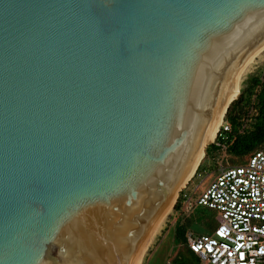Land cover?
I'll return each instance as SVG.
<instances>
[{"label": "water", "instance_id": "1", "mask_svg": "<svg viewBox=\"0 0 264 264\" xmlns=\"http://www.w3.org/2000/svg\"><path fill=\"white\" fill-rule=\"evenodd\" d=\"M263 40L264 0H0V264H135Z\"/></svg>", "mask_w": 264, "mask_h": 264}, {"label": "built area", "instance_id": "2", "mask_svg": "<svg viewBox=\"0 0 264 264\" xmlns=\"http://www.w3.org/2000/svg\"><path fill=\"white\" fill-rule=\"evenodd\" d=\"M230 132L226 120L218 136ZM195 203L215 213L212 230L186 236L201 264H264V147L221 169Z\"/></svg>", "mask_w": 264, "mask_h": 264}, {"label": "rangeland", "instance_id": "3", "mask_svg": "<svg viewBox=\"0 0 264 264\" xmlns=\"http://www.w3.org/2000/svg\"><path fill=\"white\" fill-rule=\"evenodd\" d=\"M251 78H257L259 81L264 79V55L257 60L250 72L243 78L240 94L243 90H248ZM258 90L259 87L254 86L251 91H246L242 103V119L246 126H249L252 116L256 113L253 106L256 104ZM226 119L225 117L224 121ZM209 145L205 149V156L196 173L179 192L171 212L166 216L158 234L153 239L154 241H152L146 252L143 253L144 256H140L138 264H168L171 262L177 252L183 247L182 244L176 242L174 234L176 224L183 222L185 218L192 220V225L188 228L186 236L191 232L194 234L208 233L214 226L215 213L208 208L197 206L195 201L221 169L243 163L248 155L236 156L230 153L227 147L208 151ZM178 199L182 200L180 209L175 208Z\"/></svg>", "mask_w": 264, "mask_h": 264}, {"label": "trees", "instance_id": "4", "mask_svg": "<svg viewBox=\"0 0 264 264\" xmlns=\"http://www.w3.org/2000/svg\"><path fill=\"white\" fill-rule=\"evenodd\" d=\"M254 86L259 87L256 94V104L253 106L256 113L252 116L249 126H246L242 119V103L246 91H251ZM246 91L241 92L240 96L228 108L227 116L225 114L226 120L232 124V132L228 133L227 139L217 136L215 142L209 145L208 151L219 150L223 147L222 145H225L230 153L236 156H244L257 148L264 147V79L259 81L257 78H251ZM181 204L182 200L178 199L175 208L180 209ZM191 225L192 220L190 218H185L183 222L176 224L174 238L183 246L173 258V261L178 264H201L199 258L187 244L186 232Z\"/></svg>", "mask_w": 264, "mask_h": 264}, {"label": "bare ground", "instance_id": "5", "mask_svg": "<svg viewBox=\"0 0 264 264\" xmlns=\"http://www.w3.org/2000/svg\"><path fill=\"white\" fill-rule=\"evenodd\" d=\"M264 55V40L258 44L251 52L250 54L242 60L238 68L236 69L234 76L232 78V81L227 89V92L221 102L220 110L218 112L217 121L214 126V128L211 129L209 139H202L200 141V151L195 159V162L189 172L182 180L179 182V184L176 187L174 196L168 203L167 207L157 220L156 224L152 228L151 232L149 233L147 239L145 240L143 246L141 247L139 253L137 254V258L135 261V264L139 263V258L143 253L146 252V250L149 248L150 244L153 239L158 234L166 216L171 212L172 207L178 197L179 192L186 186V184L193 178L194 174L196 173L201 161L203 160L205 156V149L206 147L215 142L219 130L224 123V117L225 114L228 111V108L230 107L231 103L236 100L240 95V88L243 78L247 75V73L250 72L252 66L257 62V60ZM144 256V255H143Z\"/></svg>", "mask_w": 264, "mask_h": 264}, {"label": "crops", "instance_id": "6", "mask_svg": "<svg viewBox=\"0 0 264 264\" xmlns=\"http://www.w3.org/2000/svg\"><path fill=\"white\" fill-rule=\"evenodd\" d=\"M173 260V259H172Z\"/></svg>", "mask_w": 264, "mask_h": 264}, {"label": "flooded vegetation", "instance_id": "7", "mask_svg": "<svg viewBox=\"0 0 264 264\" xmlns=\"http://www.w3.org/2000/svg\"><path fill=\"white\" fill-rule=\"evenodd\" d=\"M173 261V260H172Z\"/></svg>", "mask_w": 264, "mask_h": 264}]
</instances>
